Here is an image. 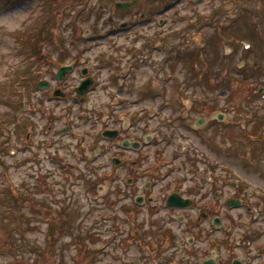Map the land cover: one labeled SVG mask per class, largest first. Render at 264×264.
Listing matches in <instances>:
<instances>
[{
	"label": "rangeland",
	"instance_id": "1",
	"mask_svg": "<svg viewBox=\"0 0 264 264\" xmlns=\"http://www.w3.org/2000/svg\"><path fill=\"white\" fill-rule=\"evenodd\" d=\"M11 1L0 3V264H135V244L125 251L119 239L109 240L105 214L112 211L103 196L109 183L95 192L85 183L98 186L102 165L115 152L96 155L106 144L100 130L118 123L122 97H139L141 109L159 107L167 97L181 110L185 99L191 123L223 112L225 120L211 121L203 132L206 166L214 169L218 161L222 175L264 191V0H137L131 13L101 11L92 0ZM122 20L132 26L105 39L73 38ZM81 45L92 48L83 56L93 63L107 51L115 71L102 70L92 104H72L67 113L68 102L39 91L38 65L69 60ZM37 48L59 59L35 60ZM134 55L139 58L128 73ZM67 125L71 135L56 130ZM212 134L217 149L208 144ZM223 185L232 192L229 182ZM90 248H96L92 261L83 256Z\"/></svg>",
	"mask_w": 264,
	"mask_h": 264
},
{
	"label": "flooded vegetation",
	"instance_id": "2",
	"mask_svg": "<svg viewBox=\"0 0 264 264\" xmlns=\"http://www.w3.org/2000/svg\"><path fill=\"white\" fill-rule=\"evenodd\" d=\"M122 2L129 3L128 7H117ZM92 3L101 11L109 6L113 12L131 13L137 0L104 3L92 0ZM109 17H112L109 23L114 25L115 17L111 13ZM131 26V20H122L110 30L78 31L73 38L90 41L97 35L105 39ZM130 49L135 52L138 47L133 43ZM142 49L146 52V47ZM90 50L91 47L81 45L70 61L38 65L43 70L39 80L47 83L43 92L53 95L48 100L87 102L94 87L100 85L102 70L115 71L107 51L100 53L93 63L91 58L83 56ZM138 58L139 55L132 57L126 72L135 68ZM65 65L70 69L60 81L57 73ZM115 76L117 72L112 78ZM86 79L93 84L81 97L77 88ZM57 89L63 95L55 96ZM181 101L183 106H178L181 110L167 104V97L159 107L141 109L136 107L139 97H122L118 100L121 104L117 125L102 128V132L116 131L115 137H104V148L96 149L97 156L105 149L115 151L103 163V174L96 178L104 185L109 183L106 189L101 186L105 189L106 208L112 211L105 214L113 230L109 240L119 239L126 244L125 251L135 244L139 248L135 264H264V191L248 189L240 178L222 175L218 161L214 169L206 166L201 149L205 141L203 132L211 121L219 122L215 119L216 112L200 115L191 123L189 111L183 110L190 109L191 102L188 106L185 99ZM127 102L135 105H126ZM105 116L107 123L110 116ZM58 130L72 134L68 125ZM188 131L200 139L197 142L190 139ZM208 144L214 149L219 147L214 134ZM112 182H115L113 187ZM223 182L230 183L232 192L225 193Z\"/></svg>",
	"mask_w": 264,
	"mask_h": 264
},
{
	"label": "trees",
	"instance_id": "3",
	"mask_svg": "<svg viewBox=\"0 0 264 264\" xmlns=\"http://www.w3.org/2000/svg\"><path fill=\"white\" fill-rule=\"evenodd\" d=\"M12 1L11 0H0V3L2 4H9L11 3ZM1 243V242H0ZM95 252V249L91 248V250H88L87 251V254L86 255H83L85 258L88 256H92Z\"/></svg>",
	"mask_w": 264,
	"mask_h": 264
},
{
	"label": "water",
	"instance_id": "4",
	"mask_svg": "<svg viewBox=\"0 0 264 264\" xmlns=\"http://www.w3.org/2000/svg\"><path fill=\"white\" fill-rule=\"evenodd\" d=\"M127 5L128 4H125V3H120V4H118L117 6H121V7H123V8H126L127 7ZM62 72V71H61Z\"/></svg>",
	"mask_w": 264,
	"mask_h": 264
}]
</instances>
